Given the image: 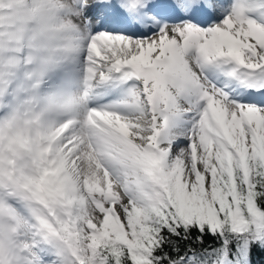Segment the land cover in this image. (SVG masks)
<instances>
[{"label": "snow or ice", "instance_id": "6c2138e0", "mask_svg": "<svg viewBox=\"0 0 264 264\" xmlns=\"http://www.w3.org/2000/svg\"><path fill=\"white\" fill-rule=\"evenodd\" d=\"M0 264H264V0H0Z\"/></svg>", "mask_w": 264, "mask_h": 264}]
</instances>
